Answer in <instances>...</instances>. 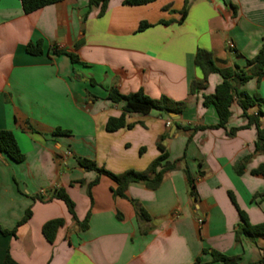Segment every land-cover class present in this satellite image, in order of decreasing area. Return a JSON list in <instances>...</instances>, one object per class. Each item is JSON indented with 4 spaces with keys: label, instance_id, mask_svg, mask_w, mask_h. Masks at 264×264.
Wrapping results in <instances>:
<instances>
[{
    "label": "crops",
    "instance_id": "crops-1",
    "mask_svg": "<svg viewBox=\"0 0 264 264\" xmlns=\"http://www.w3.org/2000/svg\"><path fill=\"white\" fill-rule=\"evenodd\" d=\"M123 1L109 0L98 17L88 0H61L30 14L19 0H0V130L14 135L24 155L15 163L0 154V231L14 230L0 232V264L6 254L17 264H224L213 261L211 251L236 264H259L264 235L235 238L241 225L236 206L250 225L264 223V176L252 174L264 164V153L255 151L256 128L245 127L235 99L225 129L214 128L216 111L203 106L202 97L214 93L218 74L196 93L188 91L202 79L194 65L198 48L228 70L264 50V0H189L183 20L184 0ZM142 22L149 27L138 32ZM37 41L42 53H26ZM53 47L78 61L54 54ZM109 88L122 95L141 90L185 107L180 114H127L131 128L109 132L108 119L119 117L124 105L107 100ZM238 91L264 101V77ZM258 111L264 129V104L246 114ZM233 128L240 129L229 136ZM56 129L69 133L55 135ZM158 142L176 167L155 190L132 183L126 198L114 197L116 184L101 175L87 194L97 174L78 159L112 174L143 172L160 155ZM60 189L73 202L76 220L63 201L50 198ZM131 200L150 221L138 220ZM27 210L31 215L20 224ZM87 215L80 230L77 222ZM53 219L63 226L49 243L41 229Z\"/></svg>",
    "mask_w": 264,
    "mask_h": 264
},
{
    "label": "trees",
    "instance_id": "trees-1",
    "mask_svg": "<svg viewBox=\"0 0 264 264\" xmlns=\"http://www.w3.org/2000/svg\"><path fill=\"white\" fill-rule=\"evenodd\" d=\"M21 8L24 14H30L38 11L46 6L56 4L61 0H19ZM109 0H88L89 7H96L99 9L98 17H101L108 4ZM155 0H124L123 5L125 6H141L146 5ZM189 0H184V6L181 11V19L186 15ZM149 25L145 22L139 24L137 31L141 32L148 28ZM81 42L75 45V48L80 46ZM26 53L31 55H39L42 53L41 41L36 43H28L25 47ZM52 52L56 55L63 54L66 55L72 63L78 61V56L72 52L64 49H58L56 47L52 48ZM194 65L199 68L202 73V79L200 81H193L189 86V94H194L198 90L203 89L207 78L210 74H218L221 77V82L215 88L213 94L204 95L202 98V104L205 107L213 106L217 117L218 124L214 128L225 129L226 123L230 118V106L234 99L236 103L241 108L244 116L247 118L248 123L246 128L250 125H254L257 131V140L255 143V151L264 153V129L260 128L259 117L262 115L261 111L255 113V115H247L246 111L248 108L253 107L256 104L262 103L264 101L258 96H249L244 92L238 91V86L243 84L251 78H256L257 81L264 77V50L261 49L253 58L247 59L245 66L243 68L234 65L233 70L221 69L215 65L212 54L204 49L198 48L194 54ZM107 100L111 103H120L124 105L122 107V113L117 118H109L106 123V130L109 132L116 131L120 128L127 127L131 128V125L126 124L125 116L127 114H147L152 110L160 111L164 113H174L180 114L185 107L184 102H174L166 97H160L159 99H151L145 95L141 90L127 95L120 94L115 88H109L107 90ZM240 128L230 129L227 134L233 136ZM68 131H61L56 129L53 134L63 135L68 134ZM160 155L150 163V165L143 172H136L133 170H127L120 174H112L101 167H97L96 164L87 159H78V165L86 171H92L97 174V177L87 185V194L90 196V189L93 185L97 184L99 176L103 175L111 179L116 187L113 189L112 193L114 197L126 198L125 191L127 187L132 184H140L144 187L155 190L163 178L166 171L175 169L176 162L169 163L167 161L168 155L164 148L158 142L157 144ZM0 154H5L10 160L15 163H20L24 160V155L20 151L14 135L10 131L0 130ZM240 170H237L239 173ZM185 174L190 185V193L194 192L193 180L189 176L188 170L185 168ZM253 175L264 176V164L260 165L256 170L252 171ZM50 198L59 199L64 202L69 214L75 219L74 215V204L70 198L65 194L63 190H58ZM232 203L236 206L234 199L231 197ZM134 207L136 216L140 222L150 221L149 215L145 210L139 205L137 201L131 200ZM239 217L241 219V225L235 233L236 240L239 239L241 235L256 236L264 235V223L258 225H250L244 212L240 211L237 206ZM31 213L27 210L23 219L19 222L20 224L25 222ZM88 215L82 222H77V226L80 230L87 228ZM63 226L62 219H53L47 221L42 226V235L47 242L52 243L56 237V233L60 227ZM2 234H14V230L11 232L0 231ZM144 233V231H142ZM211 257L213 261H220L224 264H236L235 260L229 258L223 254L215 251H211ZM2 264H17L11 259V257L6 254ZM259 264H264V249L262 250V257Z\"/></svg>",
    "mask_w": 264,
    "mask_h": 264
},
{
    "label": "built area",
    "instance_id": "built-area-1",
    "mask_svg": "<svg viewBox=\"0 0 264 264\" xmlns=\"http://www.w3.org/2000/svg\"><path fill=\"white\" fill-rule=\"evenodd\" d=\"M231 47H232V46L230 45V48H231ZM198 221H199V222H201L202 220H201V219H199Z\"/></svg>",
    "mask_w": 264,
    "mask_h": 264
}]
</instances>
